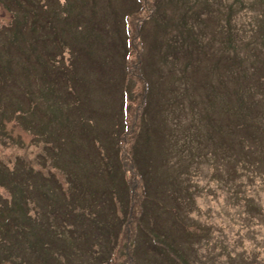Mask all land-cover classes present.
I'll return each instance as SVG.
<instances>
[{
    "label": "rangeland",
    "instance_id": "374dc122",
    "mask_svg": "<svg viewBox=\"0 0 264 264\" xmlns=\"http://www.w3.org/2000/svg\"><path fill=\"white\" fill-rule=\"evenodd\" d=\"M1 1L3 33L7 24L14 23L10 11L17 5L13 6L12 0ZM73 1L66 8L70 21L61 23L68 25L62 35L73 36L74 45H89L88 36L75 29V22L78 15L90 19L89 23L94 21L99 40L91 39L95 41L86 50L90 59L98 58L100 65L92 70L87 67V55L79 48L77 73L82 85L79 81L71 84L81 91L84 109L96 110L97 114L89 109V116L102 120L105 132L99 134V143L85 141L82 126L76 120L70 121L72 116L65 113L67 108L63 109L65 112L54 118L50 131L57 136L69 135L70 139L65 137L59 144L60 161L68 168L60 163L55 166V146H50L49 136H35L39 116H33L35 128L23 126L25 123L20 124L16 116L18 105L5 106L0 96V165L8 174L3 173L7 178L4 186L0 185V202L8 203L9 192L14 189L9 188L17 178L21 181L25 168L54 176L47 178L50 183L42 190L58 181L64 190L46 189L57 197L46 196L38 201L39 206H29L33 235L39 236L40 243L29 245L30 240L15 236L11 226L5 233L0 230V238L6 239L0 244V264H41L43 260L36 250L46 240L52 243L50 264H264V132L255 123L250 125L253 134L244 130L245 122H257L264 115V93L259 90L264 89L260 83L264 68V0H160L158 10L142 28V37H137L134 21L144 19L154 2L141 0V10L127 17L132 42L128 65H122L120 57L114 55L118 34L109 29L122 27L120 14L129 5L130 13L134 12L133 0H96L94 4ZM200 9L207 16L194 21L190 14L201 13ZM186 10L189 12L185 18L195 24L198 38L193 48L195 60L188 70L182 67L181 54L178 59H170V45L166 43L173 21L181 20ZM253 22L262 30L254 38L246 32L253 31L248 27ZM40 35L43 38L44 32ZM21 43L19 36L9 34L0 42V82L13 74V64L20 67ZM8 44L13 48L8 50ZM53 49L60 51L53 53L54 60L60 64L61 58L66 64L68 49ZM29 51L25 49L28 59V54H36V50ZM40 55L45 59L43 52ZM126 68L130 89L125 103L127 119L120 118L118 108L119 86ZM18 73L22 74L21 82L29 81L16 87L25 95L29 91L27 101L33 95L35 76L29 75L28 62ZM102 78L108 91L98 83ZM47 81L51 85L50 79ZM64 84L56 76L54 88L69 98ZM149 84L151 121L144 139L143 130L139 132L140 117ZM188 88V95L182 98L183 90ZM33 98L41 100L36 95ZM45 101L50 105L62 102L54 96L45 97ZM180 102L186 104L187 112H183ZM45 106L46 102H39L37 113H43ZM5 107L17 112L6 115L2 112ZM247 108L252 118L244 114ZM75 113L79 116L78 111ZM133 159L143 168L137 170ZM65 170L75 179L71 188ZM140 171L147 177V191ZM181 172L184 177L179 181L188 183L186 188L190 190L180 188L178 194V183L174 182ZM30 174L24 175V185L33 181ZM64 193L74 199L71 206L62 208L59 204L63 203ZM39 196L44 195L40 192ZM5 209L4 217L15 216L13 206ZM53 223L64 231L52 228ZM57 233L62 237L56 238ZM161 233V242L150 239L158 240Z\"/></svg>",
    "mask_w": 264,
    "mask_h": 264
},
{
    "label": "trees",
    "instance_id": "16d2710c",
    "mask_svg": "<svg viewBox=\"0 0 264 264\" xmlns=\"http://www.w3.org/2000/svg\"><path fill=\"white\" fill-rule=\"evenodd\" d=\"M19 5L16 6V8L13 10L14 13L12 14L11 22L8 26H6V31L3 33H0V42L3 41L5 38L19 36L21 41H23V44L21 43L22 49H26L27 51L31 50H39V53L35 55L36 60L34 57H32L30 54H28L29 59H25L22 54H20V67L15 68L14 64L12 66L13 74L5 77V79L1 80L0 82V96L2 97V102L7 105H18V112H17V118L20 124L25 123L24 126L29 124V120L33 119L34 115H38L40 120L38 122V127L35 130V133H38L40 135L45 133L49 136L47 139H50V143L57 142L62 143L65 137H67L68 134H65L63 136H57L56 134L51 133L50 128L51 124L56 116H58V113L65 112L63 109L67 108V112H65L67 115L72 116L68 119L70 121H77L79 126L82 128V132L87 140L90 141V139L98 140V137L100 133L105 132V125L103 124L102 120H99L97 116H89V109L92 110L95 114H97L96 110L93 108L84 109V102L80 101V94L81 91H77V89H72L69 87V91L72 89V92H67L64 84V90L69 95V98H72L70 103H67L66 94L62 91H57V88L55 90L53 82L55 84V78L56 76L60 77L61 75H68L71 81H82V77L77 73V63L80 59V56H78L79 48L84 51L87 55V58L85 60L86 66L92 69L98 68L100 63L98 62V58H92L89 57V51L87 52V48H89L93 41L91 39L99 40V34L97 29H93L94 21H91L90 19H82L77 16L75 29L77 27L79 32H82L88 36L87 42L90 43L84 44L83 46L74 45L76 40L73 38V36L69 35L68 38L64 37L62 35V30L65 31V27L68 28L67 24L62 25L63 21L68 23L69 20V13L67 12L66 8L68 6V3L70 0H64V3L60 4V0H16ZM263 1V0H262ZM2 2V1H1ZM73 2H86L90 3L93 2V4L96 2V0H75ZM135 3V10L134 12L130 13V10H132V5H129L127 9H125L121 15L120 22H122V27L120 26L116 29H109L110 31H116L118 34V39L116 42V48H115V54L118 55L121 59L122 65H128V61L126 59L129 58L130 52H131V35H130V29H129V22L127 21V17H130L133 13H138L141 10V0H133ZM160 0H154L153 6L151 8V15H149L147 21H150L154 15V13L158 10V3ZM40 5L38 6V4ZM12 4L17 5L13 0ZM201 13H196L195 11H192L190 14V17H193V20L196 21L198 19H201L207 14L203 12V9H200ZM189 12V11H188ZM187 10L184 12V16H180L179 21H173V28H170L167 32L169 34V39L166 40L167 44L170 45V50L168 53L170 54V59H178L180 54L184 58L182 67L184 70H188L193 66L194 60H195V54L193 51V48L195 50L196 45L198 44V38H197V30L195 24L192 22H187L185 15L188 13ZM113 15L116 16V12H113ZM261 17V15H259ZM80 18V21H86L82 26L78 25L80 21H78ZM125 19V22H124ZM114 21L118 22V20L115 18ZM146 20L144 19L141 24L135 29V34L137 37H142V28L146 24ZM97 26V25H96ZM195 26V28H194ZM231 26V25H230ZM248 27L253 28V31H246L248 35L253 34V38L257 37V34H259L261 30V26L257 23H249ZM105 28V26H103ZM76 29V30H77ZM14 30V33H13ZM41 32H44V36L42 38V35H40ZM121 32V33H120ZM144 41V40H143ZM121 47H120L117 45ZM135 44V42H133ZM142 44L145 46V43L142 42ZM56 47L58 49L67 48L69 55L67 59V63L64 64L63 60L60 59V64L58 61L54 60V54L53 53H59L60 51H54L53 47ZM77 46V47H76ZM10 44H8V50H10ZM29 51V52H30ZM40 51L43 52L45 59L40 55ZM165 59H167V56H163ZM172 57V58H171ZM101 58H104L101 55ZM95 61V62H94ZM25 62H28V73L29 75L35 76V80L32 82L34 83V90L32 91V96H30L27 101L25 97L27 98L28 92L23 94L22 90L16 91V87H18V84L26 85L28 82L23 83L20 80L23 79L20 78L22 74L18 73L23 66ZM143 79L146 80V76L144 75V72H142ZM128 74L129 71L126 68L125 72L122 73L121 81H120V101H119V116L120 118H126V100L129 97V82H128ZM182 78H185L183 74H181ZM261 76V77H260ZM260 83L263 87L264 84V68L262 69L261 75H260ZM61 78V77H60ZM48 79L51 81V85L48 83ZM53 81V82H52ZM64 81V80H63ZM31 82V83H32ZM31 83L28 85V87L31 85ZM98 83L103 87L104 91H108L106 82L104 78L100 79ZM186 83V81H185ZM84 84V83H83ZM82 85V84H81ZM151 85L149 84V88H146V93L144 96V105L142 107L141 117H140V130H143V136L144 139L146 137L145 131L146 128L149 126V123L151 121V116L149 115V106L151 107L152 104L148 98V93L150 91ZM67 89V90H68ZM29 90V89H28ZM259 90L261 93H264V89L259 87ZM35 92V94H34ZM189 93V88L184 89L182 92V98L186 97ZM44 96V97H52L58 98L60 103H56L55 105H50L47 102V107L45 106L43 108V113L39 114L38 111V100L34 99L33 96ZM122 95V98H121ZM24 98V99H23ZM24 100V101H23ZM54 100V99H53ZM64 103V104H62ZM181 103V107L183 112L186 111V104ZM28 104V105H27ZM148 108V110H147ZM190 110V107H188ZM83 109V112H82ZM248 109L245 113H249ZM10 109L5 107V109H2V112L4 114H11L14 113L9 111ZM75 111H78L79 116L75 113ZM71 113H74L71 115ZM147 113V116L146 114ZM145 114L144 117L142 115ZM185 117V115H183ZM252 118V116H250ZM54 119V120H53ZM257 119V118H256ZM99 122V123H98ZM252 123L257 124L258 128L264 132V115L258 117V121L255 120L247 121L245 122V131L248 130L250 134L252 133V130L250 128V125ZM68 128L72 129L73 126L71 123L67 122ZM249 125V126H248ZM125 128L127 127L124 126ZM43 135V136H44ZM59 137V138H58ZM251 140L254 139V135L251 136ZM62 141V142H61ZM160 160V159H159ZM59 163L61 164L62 161H60V154L57 151L54 153L53 158V164L55 166H58ZM64 166H66L63 163ZM138 167L143 168L142 163L138 164ZM3 166L0 165V185L5 184V180L8 177V174L6 172L2 171ZM14 168L11 169L13 171ZM3 173L7 175L5 178L3 176ZM31 173V174H30ZM19 172L17 173L18 177ZM30 174L31 181L30 184L24 185V175ZM145 175V173L143 174ZM22 177L21 181L17 178L15 182H12V186H10V191L12 188H14L10 193V196L8 197V203L3 205V202H0V224L1 226L0 230L1 232L5 233L6 227L11 226L13 231L12 233L17 236L19 234L20 236L24 237L25 239H29L30 243L29 245H36L38 244V238L34 237L33 231L29 227H25L26 224L32 222V216L29 213V206L34 207V204L39 206L38 201L42 199V197L39 196L40 192L42 190V187L44 184H47V178L48 176L43 175L42 173H38L37 171H32L31 169L25 168L23 171V174L20 175ZM146 176V175H145ZM184 177L183 172H181V175L178 177H175V182L178 183L176 186V190H179L180 188H186L189 184L185 182H180L179 180ZM147 178V177H146ZM148 184V181L145 182ZM178 194H180V190L178 191ZM12 206L15 208V216L14 217H4L5 215V208L8 207L9 209H12ZM9 223V224H8ZM14 236V237H15ZM60 236V235H58ZM61 238V237H60ZM6 242V239L0 238V244H3ZM49 244L44 243L42 244V248L36 250V253H40L42 258L41 264H46V250L48 249ZM44 250V251H43ZM21 260V259H20ZM60 264V263H59Z\"/></svg>",
    "mask_w": 264,
    "mask_h": 264
}]
</instances>
